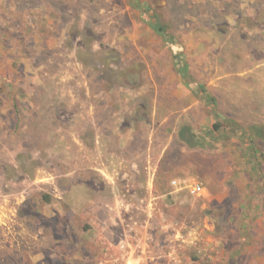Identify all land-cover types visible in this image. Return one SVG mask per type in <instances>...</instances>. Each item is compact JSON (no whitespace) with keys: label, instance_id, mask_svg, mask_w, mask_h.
Wrapping results in <instances>:
<instances>
[{"label":"rangeland","instance_id":"rangeland-1","mask_svg":"<svg viewBox=\"0 0 264 264\" xmlns=\"http://www.w3.org/2000/svg\"><path fill=\"white\" fill-rule=\"evenodd\" d=\"M0 264H264V0H0Z\"/></svg>","mask_w":264,"mask_h":264},{"label":"trees","instance_id":"trees-1","mask_svg":"<svg viewBox=\"0 0 264 264\" xmlns=\"http://www.w3.org/2000/svg\"><path fill=\"white\" fill-rule=\"evenodd\" d=\"M133 8L137 9V10H143V1L140 3L135 2L133 5ZM149 25L155 34L160 35V36L164 35L163 32L165 30V27H162L158 24H152V23H150ZM184 70H186V67L182 65L180 68H178V73L183 76ZM199 88L202 89L201 87H199ZM203 97H204V100L206 102L214 104V99L209 97L206 93H204ZM228 122H231V121L228 120ZM213 128H214V130H217L219 128V124L214 125ZM249 129L252 131L254 128H249ZM184 142L190 147H198V148H202V149L203 148H209V149L212 148L210 143H205V141L201 137H197L195 135H191V137H188L187 140Z\"/></svg>","mask_w":264,"mask_h":264},{"label":"built area","instance_id":"built-area-1","mask_svg":"<svg viewBox=\"0 0 264 264\" xmlns=\"http://www.w3.org/2000/svg\"><path fill=\"white\" fill-rule=\"evenodd\" d=\"M172 185H176L174 182ZM202 192V187L200 184L194 182L190 187H189V194L190 195H199Z\"/></svg>","mask_w":264,"mask_h":264}]
</instances>
